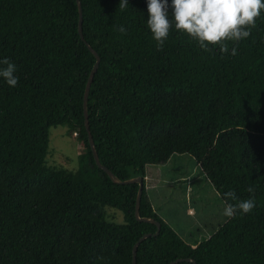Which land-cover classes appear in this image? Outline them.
Instances as JSON below:
<instances>
[{"label": "trees", "instance_id": "trees-1", "mask_svg": "<svg viewBox=\"0 0 264 264\" xmlns=\"http://www.w3.org/2000/svg\"><path fill=\"white\" fill-rule=\"evenodd\" d=\"M79 2L83 39L76 0H0V57L18 76L15 87L0 80V264H132L145 233L135 264H264V12L248 38L225 41L237 48L229 55L174 28L158 47L146 0L123 10L119 0ZM87 45L99 58L86 101L95 151L119 180L141 177L139 216L159 222L156 235L134 216L138 183H114L94 161L83 122L95 62ZM55 126L82 147L76 169L47 161ZM175 154L199 164L224 204L233 191L256 206L184 240L155 212L144 180L147 166Z\"/></svg>", "mask_w": 264, "mask_h": 264}, {"label": "clouds", "instance_id": "clouds-1", "mask_svg": "<svg viewBox=\"0 0 264 264\" xmlns=\"http://www.w3.org/2000/svg\"><path fill=\"white\" fill-rule=\"evenodd\" d=\"M121 10L129 5V0H119ZM146 26L157 46H162L170 29L182 32L195 41L201 49L218 46L223 54L236 55L235 45L229 49L227 43L239 42L250 36L256 18L264 12V0H146ZM124 32L125 28L118 29ZM17 65L8 57H0V80L9 87H15L18 76ZM248 191H253L249 186ZM227 201L222 215L231 218L239 211L249 213L256 206L251 196L239 199L233 191L224 194Z\"/></svg>", "mask_w": 264, "mask_h": 264}, {"label": "rangeland", "instance_id": "rangeland-1", "mask_svg": "<svg viewBox=\"0 0 264 264\" xmlns=\"http://www.w3.org/2000/svg\"><path fill=\"white\" fill-rule=\"evenodd\" d=\"M48 146V163L69 169L78 167L77 156L82 147L66 127L49 128ZM145 175L153 185L152 201L161 215L174 219L183 216V209L191 214L179 225L171 220V227L184 240L196 243L205 239L227 218L222 215L225 204L189 155L175 154L165 163L147 166ZM144 180L147 181L146 177ZM112 209L107 208V214L117 217L116 222L122 221L121 212L117 210V216Z\"/></svg>", "mask_w": 264, "mask_h": 264}, {"label": "water", "instance_id": "water-1", "mask_svg": "<svg viewBox=\"0 0 264 264\" xmlns=\"http://www.w3.org/2000/svg\"><path fill=\"white\" fill-rule=\"evenodd\" d=\"M77 3V7H78V13H79V18H78V32L80 35V38L83 39L82 37V33H81V8H80V2L79 0H76ZM88 49L91 51V53L94 55L95 57V62L93 64V67L89 73V76L87 78L86 84H85V88H84V92H83V116H84V127L85 130L87 132V139L91 148V152L94 158V161L96 163V165L101 168L107 175L108 177L111 179L112 182L114 183H130V182H136L138 183V189H137V193H136V198H135V205H134V216L138 221H144V222H152L155 223L157 228L156 231L153 233V235H156L159 231V222L155 221L152 218L149 217H141L139 216V202H140V197H141V192H142V179L139 176H135L126 180H119L109 169H107L106 167H104L103 165L100 164L97 153L95 151L94 145H93V140L89 131V126H88V116H87V110H86V101H87V94H88V90H89V86H90V82L92 80L93 74L97 68L98 62H99V58L97 53L89 46L87 45ZM151 233H145L143 234L133 245L132 247V264H135V254H136V249L138 244L146 237L150 236ZM179 261H187L190 262L191 264H197L195 262V260L191 259V258H176L175 260L170 261L168 264H175Z\"/></svg>", "mask_w": 264, "mask_h": 264}, {"label": "crops", "instance_id": "crops-1", "mask_svg": "<svg viewBox=\"0 0 264 264\" xmlns=\"http://www.w3.org/2000/svg\"><path fill=\"white\" fill-rule=\"evenodd\" d=\"M145 177L147 179V181L145 182V189H146L147 198H148L149 202L151 203V205H152L153 209L155 210V212L163 219V221H165L169 226H172L171 220L175 221L176 224H178V225H179L178 222H182L183 220H187L188 215H191V214H189L188 212H185L184 209H183V216H181V217L180 216H175L174 219L173 218L169 219L168 217H165L164 215H161L158 212L157 206H155L153 201H152L153 189H154L153 185L150 182H148V178H147L146 175H145Z\"/></svg>", "mask_w": 264, "mask_h": 264}]
</instances>
